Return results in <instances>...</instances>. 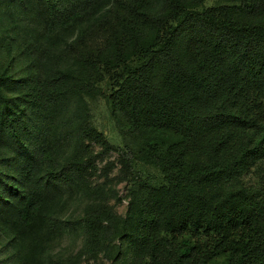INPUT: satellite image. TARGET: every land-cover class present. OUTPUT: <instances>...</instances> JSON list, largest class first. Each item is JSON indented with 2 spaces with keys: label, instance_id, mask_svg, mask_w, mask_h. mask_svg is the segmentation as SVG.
Wrapping results in <instances>:
<instances>
[{
  "label": "trees",
  "instance_id": "16d2710c",
  "mask_svg": "<svg viewBox=\"0 0 264 264\" xmlns=\"http://www.w3.org/2000/svg\"><path fill=\"white\" fill-rule=\"evenodd\" d=\"M207 1L37 0L42 37H4L5 264L48 260L46 242L66 230L58 213L92 177L91 145L126 169L140 158L159 174L154 183L135 174L124 217L96 205L79 213L91 255L111 264H264V0ZM22 72L29 89L16 95ZM102 84L123 147L86 114L85 97Z\"/></svg>",
  "mask_w": 264,
  "mask_h": 264
},
{
  "label": "rangeland",
  "instance_id": "374dc122",
  "mask_svg": "<svg viewBox=\"0 0 264 264\" xmlns=\"http://www.w3.org/2000/svg\"><path fill=\"white\" fill-rule=\"evenodd\" d=\"M37 0H24V5L19 2L0 0V55L2 51H7L4 44V37L18 36L22 40L33 39V37H42L43 30L37 24L32 10L36 8ZM227 0L221 3L216 0H209L206 6L226 5ZM102 24L90 25L89 30L97 28ZM15 53H12V56ZM12 62L7 60V64ZM13 63V62H12ZM18 82L11 87V90L17 94L26 92L29 87L24 83L27 81V75L24 72L15 75ZM109 90L107 86L102 84L97 92L91 97H85L87 106V115L90 117L92 126L105 136L109 143L116 147H123L124 142L115 126L114 120L110 116L109 105L104 97L108 96ZM2 106H0L1 110ZM92 152L96 155L92 177L88 179V184L81 185L80 196L77 197V203H70L67 209L58 213L60 225H65L66 230L62 235L54 240L46 242L47 251L45 257L48 258L43 264H111L110 259L103 257L102 253L96 254L94 257L88 252V245L83 234L82 228L76 224L77 217L80 212H84L89 205L106 207L113 214L124 217L127 211L129 202V193L136 186L135 174H139L141 179L152 180L156 182L158 172L149 167L142 159L138 158L134 163V170L123 167L119 156L114 152L101 153L100 149L95 146H90ZM248 179V178H247ZM254 181V178L248 182ZM68 198V195H65ZM78 206L74 217L70 214ZM77 208V207H76ZM8 221L2 222V224ZM8 230V224L3 225ZM8 232V231H7ZM6 232V233H7ZM117 242H114L108 247L110 256H114ZM107 246V245H106ZM8 249L0 248V261H6ZM3 264V263H2Z\"/></svg>",
  "mask_w": 264,
  "mask_h": 264
}]
</instances>
